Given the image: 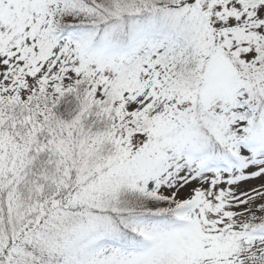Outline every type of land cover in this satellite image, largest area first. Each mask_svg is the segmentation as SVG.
<instances>
[{
  "label": "snow or ice",
  "instance_id": "1",
  "mask_svg": "<svg viewBox=\"0 0 264 264\" xmlns=\"http://www.w3.org/2000/svg\"><path fill=\"white\" fill-rule=\"evenodd\" d=\"M0 264H264V0H0Z\"/></svg>",
  "mask_w": 264,
  "mask_h": 264
}]
</instances>
